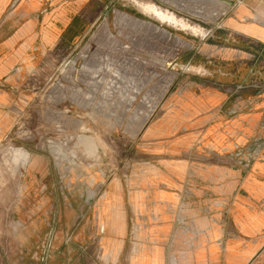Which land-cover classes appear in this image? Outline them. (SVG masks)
<instances>
[{"label": "rangeland", "instance_id": "rangeland-1", "mask_svg": "<svg viewBox=\"0 0 264 264\" xmlns=\"http://www.w3.org/2000/svg\"><path fill=\"white\" fill-rule=\"evenodd\" d=\"M134 1L141 0H101L83 38L17 74L10 123L0 129V264H66L58 249L88 245L94 236L88 227L95 223L100 241L105 234L93 215L103 192L111 182L146 176L154 162L148 145L155 141H145V130L177 116L182 88L219 83L230 97L217 112L229 118L252 112V100L264 95V42L227 26L237 1L221 13L198 11L195 0H147L201 33L156 20ZM238 98L246 101L243 108ZM245 127L246 136L229 148L206 151L204 140L187 154L211 167L197 169L196 177L214 178L212 201L191 205L193 215L208 210L214 223L231 225L239 204L264 210V200L254 199L247 185L264 181V107ZM133 222L138 226L141 219L128 213L123 236L132 242L123 245L122 258L141 243ZM87 245L92 261L116 264L115 249L101 244V254L90 253ZM70 256L76 262V253L66 250ZM179 261L185 264V258Z\"/></svg>", "mask_w": 264, "mask_h": 264}, {"label": "crops", "instance_id": "crops-1", "mask_svg": "<svg viewBox=\"0 0 264 264\" xmlns=\"http://www.w3.org/2000/svg\"><path fill=\"white\" fill-rule=\"evenodd\" d=\"M224 1L227 5L219 0H195L193 6L198 11L219 8L223 13L229 10L230 2L237 1L227 26H232L235 33L264 42V0ZM101 6V0H0V129L10 123L7 109L15 99L12 91L19 85L16 77L20 70L33 69L34 60L45 57L50 50L78 42ZM147 26L169 35L154 23L148 22ZM181 91L177 116L171 120L157 119L145 130V141H155L148 145L154 161L148 167L150 172L145 177L107 186L93 215L102 224L105 236L96 241L95 223L93 231L88 227L89 233L94 234L88 245L85 241L76 247L62 245L58 250L66 264H97L91 259L93 254H87L86 245L90 253L101 254V244L108 251L115 249L116 264H179L180 258H185V264H264V210L250 211L239 204L230 217L231 225L224 221L214 223L213 213L208 210L193 215L191 205L212 201L214 178L212 173L196 177L197 169L211 167L193 163L187 156L193 153L190 151L195 144L204 140V149L213 153L240 142L246 136L245 123L258 121L264 95L252 100V112L229 118L217 112L230 97L219 83L190 85ZM238 100L243 108L246 101ZM247 185L254 199L264 200V181L253 180ZM128 213L131 219H141L140 225L132 224L142 237L140 245L122 258L123 245L132 242L123 236L127 232ZM84 230L80 228L76 238L80 240ZM53 248L54 245L49 249L52 260ZM66 250L76 253V262L71 261V256L65 257Z\"/></svg>", "mask_w": 264, "mask_h": 264}, {"label": "bare ground", "instance_id": "bare-ground-1", "mask_svg": "<svg viewBox=\"0 0 264 264\" xmlns=\"http://www.w3.org/2000/svg\"><path fill=\"white\" fill-rule=\"evenodd\" d=\"M135 2V1H134ZM137 6L140 7L144 14L152 16L160 21H166L171 23L173 26L181 28H189L193 33H201L199 26L189 25L187 22L181 18H176L172 13L167 10H159L158 7L153 3H146L142 0L140 2H135Z\"/></svg>", "mask_w": 264, "mask_h": 264}]
</instances>
